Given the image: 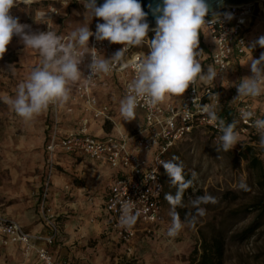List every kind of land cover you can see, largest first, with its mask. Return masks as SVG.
<instances>
[{"label":"built area","instance_id":"built-area-1","mask_svg":"<svg viewBox=\"0 0 264 264\" xmlns=\"http://www.w3.org/2000/svg\"><path fill=\"white\" fill-rule=\"evenodd\" d=\"M228 15L231 16L230 19ZM58 16L59 10L56 8L37 13V19L41 22L51 21ZM214 19L216 22L212 23ZM205 22L208 28H204L199 34L197 51L201 52L197 59L203 72L207 65L215 67L218 73L215 78L219 82L218 89L214 90L210 85L197 80L181 97L171 96L155 107L148 105L143 99H138L136 111L143 113V125L139 130L125 132L120 126L113 105L102 100V90L109 85L119 87L124 97L128 84L135 76L134 69H122L117 64L110 74L95 75L91 81L82 79L70 83V100L65 111L61 110L59 103L49 106L51 122L46 127L49 132L46 146L48 173L40 204L49 230L44 234H33L26 231L17 220L0 214L1 244L22 245L27 257L36 255L38 264H68L56 259L52 253V247L60 236L59 216L49 204L58 149L76 158H88L100 167H107L112 171L105 201L109 231L124 246L127 256H131L134 254L139 232L151 235L157 227L164 224L165 183L161 161H167L174 148L199 130L205 131L213 143L221 145L219 122L211 121L201 111V106L214 105L218 117L225 123L226 120L221 115L224 112H233L236 125L234 131L239 134V139L261 143L262 133L254 127V121L264 119V95L255 99H235L238 93H234L228 96L226 102L222 92L225 85H231L225 79V73L231 68L234 58L255 53L261 48L258 44L252 47L255 41L250 39L249 31L258 27L264 29V0L226 6L215 13L207 14ZM153 29L155 28H149L142 46L127 50L125 61L147 55L148 39L151 40L155 35ZM91 31L95 33L96 30ZM61 36L67 38L69 35ZM88 47L95 48L105 58H111L123 45L107 40L97 41L93 35L89 38ZM90 63L91 56L85 53L79 65L85 78L91 74L88 67ZM3 72L4 65L0 60V74ZM242 110L252 111L253 116L245 121L241 118ZM65 118H72L75 124L71 129L62 132ZM93 123H99L103 128L111 125L112 130L98 135L93 129ZM154 152L156 166L152 165L150 159ZM128 201L134 204V211L140 213L136 224L130 229L121 227L119 223L121 205Z\"/></svg>","mask_w":264,"mask_h":264},{"label":"rangeland","instance_id":"rangeland-1","mask_svg":"<svg viewBox=\"0 0 264 264\" xmlns=\"http://www.w3.org/2000/svg\"><path fill=\"white\" fill-rule=\"evenodd\" d=\"M50 8L58 9L59 16L48 22L39 21L37 13ZM85 13L83 1L80 0H47L29 4L16 0L10 10L12 17L28 26L26 32L52 30L58 35H69L85 23H88L89 29H93L98 23L104 22L95 16L86 19ZM0 60L4 65V73L0 74L4 76L0 78V212L29 230L48 231L40 206L42 191L36 187L44 177L45 112L31 122H25L3 100L5 95L15 96L18 83L39 66L40 56L37 51L26 49L20 36L13 35ZM208 66L214 67L207 65L203 73H207ZM230 75L227 71L225 79L229 80ZM205 85L216 90L219 82L214 80ZM155 153L150 158L153 166L157 165ZM173 157L179 158L176 162L183 164V173L190 174L192 180V191L185 204L182 208H176L184 224L179 234L175 237L167 235L172 217L171 206L164 197V224L151 235L139 232L133 255L127 256L120 249L96 251L95 246L101 238L91 237L83 247L82 258L70 259L71 264H113L118 256L122 257L123 264H190L191 254L196 249L201 253L203 238L210 239L219 233L226 238L224 264H264V216L251 210L264 195V188L260 186L264 179V145L239 139L231 150L223 151L205 131L199 130L174 148L167 161ZM253 158L258 159V165L252 163ZM74 168L72 164L67 165L69 172L66 176L69 180L75 177ZM163 176L165 194L175 195L176 188L171 186L164 168ZM242 181L247 185V191L240 189ZM108 183L106 180L105 185L92 187H97L98 193H101ZM75 186L86 188L90 185ZM227 193L237 194L238 199L232 200L231 195L226 197ZM205 194L215 197L217 203L202 204L205 215L197 216L196 223L191 225L187 221L196 213L191 201ZM49 204L58 214L57 203L49 200ZM70 205L66 200L62 206L73 217L75 215L70 211ZM70 219L60 217L58 221L64 236L69 235L65 232V226L72 221ZM256 223L261 225L260 228L252 237L243 240L242 233ZM59 244L61 242L58 241L54 249L57 250ZM21 252L16 246L0 243V264H31Z\"/></svg>","mask_w":264,"mask_h":264},{"label":"clouds","instance_id":"clouds-1","mask_svg":"<svg viewBox=\"0 0 264 264\" xmlns=\"http://www.w3.org/2000/svg\"><path fill=\"white\" fill-rule=\"evenodd\" d=\"M15 3L16 0H0V58L6 52L13 35L20 36L25 48L37 51L40 56L39 66L33 68L28 76L18 83L15 96L3 97L4 102L25 122H31L52 104H66L70 100V83L82 79L91 81L95 75L110 74L117 64L122 69L132 68L135 71L134 78L128 84L127 94L119 102L120 115L126 121L136 118L138 99H143L148 105L155 107L171 96L181 97L197 80L210 84L218 75L212 66H208L206 74L203 73L202 65L197 59L201 52L197 51L199 34L204 28H208L205 22L209 12L206 0H163V6H157L153 11L156 27L153 29L154 37L148 39L149 51L147 55L137 57L133 61H125V53L131 47L142 46L149 31L147 13L139 0H104L99 6L96 0H83L86 19L95 16L104 22L96 25L95 33L89 29L88 23H85L73 30L67 38L52 30L26 32L28 26L10 15ZM228 18L231 16L228 15ZM215 22L214 19L212 23ZM93 35L97 41L107 40L123 47L111 58H105L95 48L88 47L89 38ZM257 44L264 48V36L259 37L252 47ZM85 53L91 56V63L88 65L91 74L86 78L79 68ZM249 60L253 75L244 77L235 85L238 92L235 99H255L264 95V52L258 59L251 57ZM201 111L207 114L211 121L219 122L222 132L219 138L220 147L223 151H229L237 145L239 134L234 131L235 122L226 124L218 117L214 105L205 104L201 106ZM252 116V111H241V118L245 121ZM254 127L262 133L260 142L264 145V119H256ZM178 160V157H173L172 160L161 161L171 186L176 188L175 195L165 194V200L171 206L172 224L167 231L169 237L177 236L184 227L176 208L183 206L184 192L192 185L191 179H185L183 164L177 163ZM239 187L244 191L248 190L243 181ZM208 203L215 204L217 200L207 194L192 200L191 204L196 213L187 222L194 225L197 216L203 217L205 209L201 205ZM139 215L138 211H134L131 201L124 202L121 205L120 226L132 228Z\"/></svg>","mask_w":264,"mask_h":264},{"label":"crops","instance_id":"crops-1","mask_svg":"<svg viewBox=\"0 0 264 264\" xmlns=\"http://www.w3.org/2000/svg\"><path fill=\"white\" fill-rule=\"evenodd\" d=\"M250 39L252 41L258 40L259 37L264 35L263 28H255L249 31ZM210 42L209 40H206ZM201 46V45H200ZM260 47V46H259ZM264 52V48H259L255 53H249L248 55L240 58H234L231 68L229 69L231 82L230 86L225 85L222 96L224 101L227 102L228 96L237 92V87L235 85L239 84L244 77H250L251 72V57L253 59H258L260 54ZM249 60V61H248ZM4 73V72H3ZM0 75V78H3ZM122 92L119 87L115 85H109L104 87L102 90V100L113 105L115 112L117 113V119L120 121V126L127 133H132L135 130H139L143 125V113L136 111V118L131 121L124 120L119 112V102L123 99ZM169 99V98H168ZM226 99V100H225ZM66 104L61 106V110L65 111ZM45 152L46 159L44 163V177L40 180V185H36L38 189H43V185L48 173V154L46 151V146L48 144L49 132L47 131V125L51 122V109L48 108L45 113ZM74 121L72 118H65L62 123V132L71 129L74 126ZM93 129L98 135H103L106 132L112 130L111 125H107L105 128L101 127L99 123H93ZM56 166L52 177V184L50 188L49 200L56 202L58 207V216L63 219L72 220L66 227V233L69 235L64 236L61 231L60 226V236L56 243L59 241L58 249H54L55 245L52 247V253L56 259L62 260L68 264H71L70 259L74 257L82 258L83 247L87 245L88 240L91 237L101 238V241L95 246L96 251L100 249L106 250H118L120 249L125 255L124 246L118 241L113 233L109 231L108 216L105 212V201L107 194V187L103 189L101 193H98L97 187L94 189V185H105L106 180L109 181L112 171L107 167H100L97 163L91 161L88 158H76L73 155L67 154L62 150L58 149L56 152ZM72 164L75 168L73 170L74 178L69 180L67 178V165ZM43 181V183H42ZM76 181V183H75ZM75 185H90L86 188H81ZM41 199V198H40ZM68 200L70 206V211L75 215L73 217L69 216L67 211L62 206L65 201ZM0 214L8 217L4 213ZM10 218V217H9ZM12 219V218H11ZM58 219V221H59ZM59 225V223H58ZM23 228L33 234H44L47 230H37L32 231L24 227ZM55 243V244H56ZM3 245V244H2ZM5 246V245H4ZM16 246L21 249V254H23L24 248L22 245H7ZM28 263L38 264L35 254L26 257ZM85 257V255H84ZM67 258V259H66ZM113 264H123L122 257H117ZM68 261V262H67ZM96 264V263H94ZM125 264V263H124Z\"/></svg>","mask_w":264,"mask_h":264},{"label":"trees","instance_id":"trees-1","mask_svg":"<svg viewBox=\"0 0 264 264\" xmlns=\"http://www.w3.org/2000/svg\"><path fill=\"white\" fill-rule=\"evenodd\" d=\"M96 30V28L90 29ZM63 35V34H62ZM61 36V35H60ZM202 39H200V42ZM222 117L225 118L226 124L234 122V113L233 112H224ZM235 130V129H234ZM254 165H258L259 161L256 158L251 159ZM185 179H191V175L188 173H183ZM261 187L264 188V179L263 182L260 183ZM192 191V186L185 190L182 200V205L185 204L187 200L188 194ZM232 196V200H237L238 196L235 193H227L225 196ZM183 206H178V208H182ZM252 211L259 212L261 216H264V195L263 197L251 208ZM260 224L256 223L252 227L246 229L241 237L243 240H247L252 237L255 232L260 228ZM225 245L226 238L223 234H218L212 236L210 239L203 238V242L201 244V253L196 249L190 256V264H224V256H225Z\"/></svg>","mask_w":264,"mask_h":264},{"label":"water","instance_id":"water-1","mask_svg":"<svg viewBox=\"0 0 264 264\" xmlns=\"http://www.w3.org/2000/svg\"><path fill=\"white\" fill-rule=\"evenodd\" d=\"M256 1H261V0H206V3L209 6L208 14H212L221 10L222 8H225L226 6L244 5ZM96 2H97V6H99L104 3V0H96ZM139 2L141 3V6L145 11V13H147L146 22L149 24V28H155L156 16L153 14V11L154 9H156L157 6L160 7L163 6V0H139Z\"/></svg>","mask_w":264,"mask_h":264},{"label":"bare ground","instance_id":"bare-ground-1","mask_svg":"<svg viewBox=\"0 0 264 264\" xmlns=\"http://www.w3.org/2000/svg\"><path fill=\"white\" fill-rule=\"evenodd\" d=\"M19 1L20 3H23V4H29V3H33L35 1H47V0H17ZM50 1H56V0H50Z\"/></svg>","mask_w":264,"mask_h":264}]
</instances>
